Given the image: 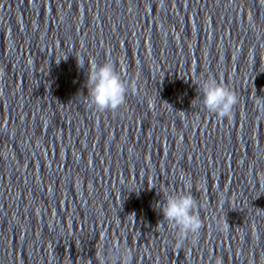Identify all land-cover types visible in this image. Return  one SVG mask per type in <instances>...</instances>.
<instances>
[{
    "label": "clouds",
    "instance_id": "obj_1",
    "mask_svg": "<svg viewBox=\"0 0 264 264\" xmlns=\"http://www.w3.org/2000/svg\"><path fill=\"white\" fill-rule=\"evenodd\" d=\"M78 61V66L83 67V58ZM86 87L90 105L98 112L116 111L126 102L129 85L122 79L114 64L106 61L97 64L93 60L88 64ZM3 72L0 71V77ZM198 87L202 93V104L205 109L218 118H230L239 99L237 94L213 77L203 79ZM161 208L163 220L177 229V248L181 247L189 236L198 237L203 224L198 214V204L193 195L188 193H173L165 197ZM228 224V223H227ZM125 264L127 253L124 252ZM216 264H222V258Z\"/></svg>",
    "mask_w": 264,
    "mask_h": 264
}]
</instances>
